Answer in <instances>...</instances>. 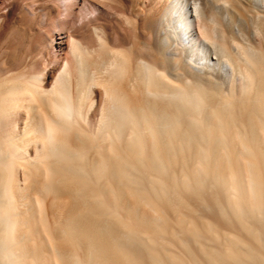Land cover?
I'll use <instances>...</instances> for the list:
<instances>
[{"label": "bare ground", "instance_id": "1", "mask_svg": "<svg viewBox=\"0 0 264 264\" xmlns=\"http://www.w3.org/2000/svg\"><path fill=\"white\" fill-rule=\"evenodd\" d=\"M69 1L0 73V264H264V0Z\"/></svg>", "mask_w": 264, "mask_h": 264}, {"label": "rangeland", "instance_id": "2", "mask_svg": "<svg viewBox=\"0 0 264 264\" xmlns=\"http://www.w3.org/2000/svg\"><path fill=\"white\" fill-rule=\"evenodd\" d=\"M90 3H84L83 16L77 20L86 22L88 16L96 12ZM63 7V0H0V73L18 66L40 68L39 59L44 55L51 54L52 59L65 56V48L58 50L56 44L53 45L55 49L49 45L57 22L69 26L65 22L68 13ZM85 29L79 26L74 32L81 36ZM15 118L9 116L5 122Z\"/></svg>", "mask_w": 264, "mask_h": 264}]
</instances>
